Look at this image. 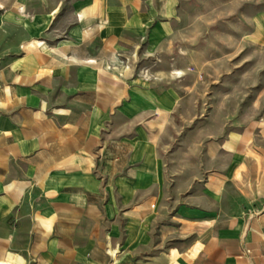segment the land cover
Returning a JSON list of instances; mask_svg holds the SVG:
<instances>
[{"label": "crops", "instance_id": "1", "mask_svg": "<svg viewBox=\"0 0 264 264\" xmlns=\"http://www.w3.org/2000/svg\"><path fill=\"white\" fill-rule=\"evenodd\" d=\"M165 29L159 0H0V264H264V125L165 142L135 72Z\"/></svg>", "mask_w": 264, "mask_h": 264}, {"label": "rangeland", "instance_id": "2", "mask_svg": "<svg viewBox=\"0 0 264 264\" xmlns=\"http://www.w3.org/2000/svg\"><path fill=\"white\" fill-rule=\"evenodd\" d=\"M259 14L264 0H159V55L137 60L145 67L135 72L157 76L174 99L165 142L193 134L200 144L264 125V44L252 40Z\"/></svg>", "mask_w": 264, "mask_h": 264}]
</instances>
